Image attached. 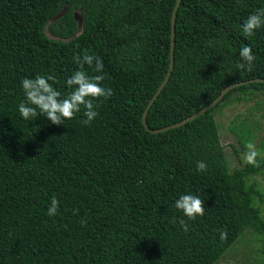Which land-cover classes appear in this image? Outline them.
I'll list each match as a JSON object with an SVG mask.
<instances>
[{
    "label": "trees",
    "instance_id": "obj_1",
    "mask_svg": "<svg viewBox=\"0 0 264 264\" xmlns=\"http://www.w3.org/2000/svg\"><path fill=\"white\" fill-rule=\"evenodd\" d=\"M175 3L0 0V264H216L264 235V159L230 171L215 120L264 83L184 126L142 125ZM174 42L150 129L264 79V0H181Z\"/></svg>",
    "mask_w": 264,
    "mask_h": 264
},
{
    "label": "rangeland",
    "instance_id": "obj_2",
    "mask_svg": "<svg viewBox=\"0 0 264 264\" xmlns=\"http://www.w3.org/2000/svg\"><path fill=\"white\" fill-rule=\"evenodd\" d=\"M47 36L54 39L49 33ZM219 138L230 171L240 168L251 156L264 159V93L229 102L215 114ZM246 141L247 149L242 148ZM232 145L236 147L237 154ZM264 193V173L253 177ZM264 218V201L259 205ZM264 235L245 231L216 264H264Z\"/></svg>",
    "mask_w": 264,
    "mask_h": 264
},
{
    "label": "water",
    "instance_id": "obj_3",
    "mask_svg": "<svg viewBox=\"0 0 264 264\" xmlns=\"http://www.w3.org/2000/svg\"><path fill=\"white\" fill-rule=\"evenodd\" d=\"M181 0H176V3L174 5L173 11H172V16H171V35H170V62H169V68L168 71L164 77V79L162 80V82L160 83V85L157 87L155 93L153 94V96L150 98L147 106L144 109L143 115L141 117V122L143 127L146 129V131L148 133L151 134H159L174 128H178L181 126H184L185 124L189 123L190 121L194 120L195 118L201 116L202 114H204L205 112H207L208 110L212 109L214 106H216L222 99L223 97L232 89L237 88L239 86H243V85H247L250 83H264V79L263 78H255V79H250L247 81H243V82H237V83H233L227 87H225L220 94L213 99L208 105L204 106L203 108H201L200 110H198L197 112L193 113L192 115H189L188 117H186L185 119H183L180 122H177L175 124L172 125H168L165 127H161V128H157V129H150L147 124H146V116L148 114V111L150 109V107L152 106V104L154 103V101L156 100V98L158 97V95L160 94V92L163 90V88L165 87V85L167 84L169 77L171 75L173 66H174V37H175V19H176V13H177V9L178 6L180 4ZM67 11V7H63V9H61L51 20L50 22H54L56 20H58L59 18H61L65 12ZM74 20L77 23L78 29H77V34H80L82 31V18L80 16V14L78 12H74Z\"/></svg>",
    "mask_w": 264,
    "mask_h": 264
}]
</instances>
